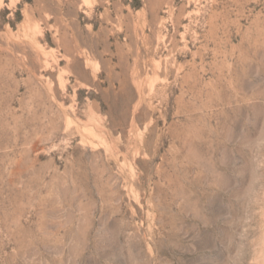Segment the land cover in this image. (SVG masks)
<instances>
[{
	"label": "rangeland",
	"instance_id": "obj_1",
	"mask_svg": "<svg viewBox=\"0 0 264 264\" xmlns=\"http://www.w3.org/2000/svg\"><path fill=\"white\" fill-rule=\"evenodd\" d=\"M0 264H264V0H0Z\"/></svg>",
	"mask_w": 264,
	"mask_h": 264
}]
</instances>
